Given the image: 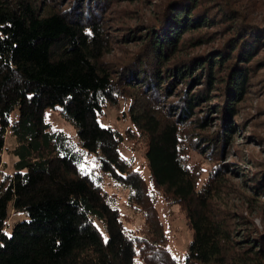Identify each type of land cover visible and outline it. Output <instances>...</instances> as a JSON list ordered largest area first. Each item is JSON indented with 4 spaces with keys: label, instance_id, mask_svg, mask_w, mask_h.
Segmentation results:
<instances>
[{
    "label": "trees",
    "instance_id": "1",
    "mask_svg": "<svg viewBox=\"0 0 264 264\" xmlns=\"http://www.w3.org/2000/svg\"><path fill=\"white\" fill-rule=\"evenodd\" d=\"M125 3H145L150 13L132 23L137 11ZM246 7L240 0H0V264H178L154 194L176 205L192 229L182 264H264V227L249 219L264 211V169L244 173L222 162L233 149L240 165L260 166L234 145L239 108L263 90L251 82L264 68V27ZM119 40L136 47L108 58ZM120 99L131 122L124 134L98 119ZM47 108L72 125L75 140L50 124ZM7 131L15 140L10 174L1 159ZM125 135L142 142L148 183L120 154ZM83 156L94 158L90 171L81 168ZM233 174L252 191H230ZM106 179L127 190L140 226L125 228Z\"/></svg>",
    "mask_w": 264,
    "mask_h": 264
},
{
    "label": "rangeland",
    "instance_id": "2",
    "mask_svg": "<svg viewBox=\"0 0 264 264\" xmlns=\"http://www.w3.org/2000/svg\"><path fill=\"white\" fill-rule=\"evenodd\" d=\"M240 2L247 5V18L249 20H254L253 23H255V26L264 27V0H240ZM120 7H129L132 9V12L134 10L137 11V13H133L134 18L131 20L132 23L136 21L139 23V17L142 16L141 13H150L149 8L145 7V3H125L121 4ZM115 44L118 48L113 51L114 57L111 54L108 56V58L114 60H117V58L124 52L126 53V49L130 53L136 47L135 44L131 42H123L122 40L115 42ZM211 45H206L203 49H211ZM254 75L253 82H251L252 86H260V89L263 90L260 93H255V95L250 97V99H248L247 102H244L239 108V115L244 119L242 121L243 125L241 126V128H243L241 129L240 134L234 138V145L243 149L244 157H250V159L255 158V160L257 159V163L260 164V166L255 168L252 167L250 163L240 165L242 162L240 161V158L235 156L236 154L233 149L230 150L229 156L227 155L222 161L237 162L238 166L241 168H238L237 170L244 173H247L248 171L251 173L253 171L264 169V68H257ZM46 119L54 128L63 131L75 140V132L72 125L62 119L57 110L47 108ZM98 119L101 125L117 129L124 134L125 129L131 127V122L127 113V100L120 99L116 104H106L103 108L102 114L98 116ZM212 128H214V126H211V129ZM250 134L256 135V140L255 138L248 137ZM14 143V137L10 135L9 131H7L5 148L2 151L1 159L3 162L2 170L8 174L13 171L12 165L15 157L12 155L11 151ZM232 148H234V146H232ZM120 154L124 158H128L132 161L134 169H136L148 183L149 169L146 163L144 147L140 139H134L126 135L123 136V141L120 144ZM192 159L201 162L205 168H208L210 165L207 158L202 155L194 153L192 154ZM81 160V168L85 171H90L95 167V161L92 156H83ZM205 174L206 173L204 172L203 175L205 176ZM242 178L243 176L239 174H233L229 180L228 185L231 187L229 190L239 191V195L242 191H252L245 189V186L240 182ZM104 187L109 192H114L118 196L117 205L123 216L125 228L127 230H133L140 226L142 224V218L138 214H134L126 204L127 190L114 185V183L108 179L105 180ZM150 189L151 188L149 187V190ZM239 195L236 197L232 196L229 203H238ZM153 197L155 198V206L159 219L167 237V246L170 253L172 257L177 260L178 264H182L184 254L187 252L188 245L192 238V229L187 225L186 217L176 205H168L159 194H154ZM260 199L263 201L264 207V196H260ZM250 215L251 217L249 219L253 221L257 228L264 227V211L262 216L255 212ZM17 218H19L18 215L11 216L9 223ZM10 228L11 226L7 228V233L10 232Z\"/></svg>",
    "mask_w": 264,
    "mask_h": 264
},
{
    "label": "snow or ice",
    "instance_id": "3",
    "mask_svg": "<svg viewBox=\"0 0 264 264\" xmlns=\"http://www.w3.org/2000/svg\"><path fill=\"white\" fill-rule=\"evenodd\" d=\"M105 241L107 242V237H105Z\"/></svg>",
    "mask_w": 264,
    "mask_h": 264
}]
</instances>
